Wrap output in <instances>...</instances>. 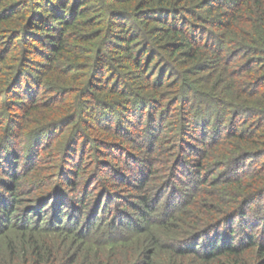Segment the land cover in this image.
<instances>
[{
    "label": "trees",
    "instance_id": "16d2710c",
    "mask_svg": "<svg viewBox=\"0 0 264 264\" xmlns=\"http://www.w3.org/2000/svg\"><path fill=\"white\" fill-rule=\"evenodd\" d=\"M0 264H264V0H0Z\"/></svg>",
    "mask_w": 264,
    "mask_h": 264
}]
</instances>
